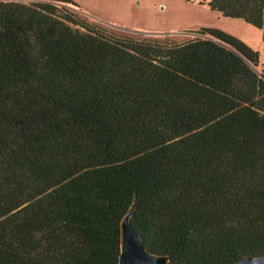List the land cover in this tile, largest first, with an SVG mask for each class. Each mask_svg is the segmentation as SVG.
Instances as JSON below:
<instances>
[{
  "label": "trees",
  "instance_id": "16d2710c",
  "mask_svg": "<svg viewBox=\"0 0 264 264\" xmlns=\"http://www.w3.org/2000/svg\"><path fill=\"white\" fill-rule=\"evenodd\" d=\"M192 2L194 0H185ZM262 30L264 0H197ZM73 0H0V264L264 255V66L217 28L116 34Z\"/></svg>",
  "mask_w": 264,
  "mask_h": 264
},
{
  "label": "rangeland",
  "instance_id": "374dc122",
  "mask_svg": "<svg viewBox=\"0 0 264 264\" xmlns=\"http://www.w3.org/2000/svg\"><path fill=\"white\" fill-rule=\"evenodd\" d=\"M29 2L33 0H16ZM69 9L116 34L158 41H182L202 27L220 29L258 51L257 69L264 66L262 30L241 18L224 17L197 0H73Z\"/></svg>",
  "mask_w": 264,
  "mask_h": 264
},
{
  "label": "water",
  "instance_id": "95a60500",
  "mask_svg": "<svg viewBox=\"0 0 264 264\" xmlns=\"http://www.w3.org/2000/svg\"><path fill=\"white\" fill-rule=\"evenodd\" d=\"M254 68L257 70L256 67ZM133 209L134 205L121 221V245L118 264H168L167 255L149 251L144 244L141 233L132 227L130 219ZM232 264H264V255L246 256Z\"/></svg>",
  "mask_w": 264,
  "mask_h": 264
}]
</instances>
